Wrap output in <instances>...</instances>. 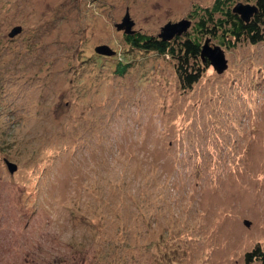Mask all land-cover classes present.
Segmentation results:
<instances>
[{"label":"rangeland","instance_id":"1","mask_svg":"<svg viewBox=\"0 0 264 264\" xmlns=\"http://www.w3.org/2000/svg\"><path fill=\"white\" fill-rule=\"evenodd\" d=\"M213 2L0 0V264H246L264 250V40L210 38L229 66L201 63L185 89L173 57L115 26L129 8L138 32L187 18L193 34L192 10Z\"/></svg>","mask_w":264,"mask_h":264},{"label":"trees","instance_id":"2","mask_svg":"<svg viewBox=\"0 0 264 264\" xmlns=\"http://www.w3.org/2000/svg\"><path fill=\"white\" fill-rule=\"evenodd\" d=\"M257 6V12L250 22H245L233 12L234 0H214L213 5L194 9L195 32L177 38L174 44L156 39L149 34L137 32L131 35L133 47L169 54L177 62V72L183 88H191L201 77V63L209 61L202 58L203 37L219 39L220 44L230 46L232 41L248 40L253 44L264 40V0H248ZM222 47V46H221ZM128 68V66H125ZM124 68V71L126 70ZM246 264H264V250L258 245L245 255Z\"/></svg>","mask_w":264,"mask_h":264},{"label":"water","instance_id":"3","mask_svg":"<svg viewBox=\"0 0 264 264\" xmlns=\"http://www.w3.org/2000/svg\"><path fill=\"white\" fill-rule=\"evenodd\" d=\"M257 6L250 3L238 2L236 6L233 8V12L241 17L243 21L250 22L251 18L257 12ZM127 26L126 32L130 34H135L137 31L133 29L135 22L131 18L129 12L123 18V22L119 24L118 29H122L124 26ZM193 25V21L191 19H183L178 22H168L164 27H162V31L159 35L164 41H170L175 36H181L186 33L191 26ZM22 27L16 26L9 33L10 37L16 36L19 32H21ZM264 31V28H263ZM211 39H206L205 43L202 47V58L204 60L208 59L210 64L216 69L219 74L224 73L229 64L226 59L225 52L220 45H211ZM96 52L105 55H114L115 51H113L108 45H100L96 47ZM7 165L11 171L14 173L18 166L10 161H7ZM245 224L247 226L251 225V221L245 220Z\"/></svg>","mask_w":264,"mask_h":264},{"label":"flooded vegetation","instance_id":"4","mask_svg":"<svg viewBox=\"0 0 264 264\" xmlns=\"http://www.w3.org/2000/svg\"><path fill=\"white\" fill-rule=\"evenodd\" d=\"M192 11H194V10H192ZM129 12V14H130V10H129V8H127L126 9V12H125V14H124V16L122 17V19H121V21H119V22H117V23H115V26H116V29L118 30V31H121L122 33H123V36H124V40L126 41V43H129V44H131V42H130V37H131V35H134V34H130V33H127L126 32V29H127V26L125 25L122 29H118V25L119 24H121L122 22H123V18L125 17V15L127 14ZM192 14V13H191ZM131 15V14H130ZM135 22V21H134ZM18 26H21V25H18ZM135 26V25H134ZM22 27V26H21ZM133 29H134V27H133ZM134 30H136V29H134ZM137 32H138V30H136ZM23 32V27H22V30H21V32H19L17 35H19V34H21ZM136 32V33H137ZM135 33V34H136ZM143 34H145V33H143ZM186 34L187 33H184L183 35H181V36H175L173 39H171L170 41H164L161 37H159V35L158 36H154L156 39H161V40H163L164 42H170L171 44H174L175 43V41H177L178 39V37L181 39V38H184L185 36H186ZM153 36V35H152ZM102 45H108V44H102ZM100 46V45H99ZM109 46V45H108ZM110 47V46H109ZM111 48V47H110ZM138 48V47H137ZM112 49V48H111ZM140 49H143V48H140ZM113 50V49H112ZM143 50H146L147 51V49L145 48V49H143ZM113 51H115V54L114 55H105V54H100V53H98V55L100 56V57H110V56H115L116 55V50H113ZM208 60V59H207ZM209 61V60H208Z\"/></svg>","mask_w":264,"mask_h":264}]
</instances>
